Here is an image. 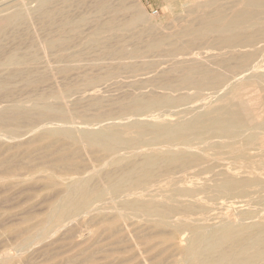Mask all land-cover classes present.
<instances>
[{"label": "bare ground", "instance_id": "obj_1", "mask_svg": "<svg viewBox=\"0 0 264 264\" xmlns=\"http://www.w3.org/2000/svg\"><path fill=\"white\" fill-rule=\"evenodd\" d=\"M54 4L0 3V136L16 138L21 124L53 119L65 126L40 139L59 137L94 156L85 177L67 162L47 167L60 191L19 244L30 247L90 216L94 242L59 247L44 264H161L174 249L173 264H264V0H208L188 12L187 25L147 32L139 14L99 20L111 13L106 0L95 2L98 24L90 26L92 19ZM34 18L50 31L41 51L61 64L57 73L79 71L86 52L109 60L105 72L86 70L49 94L15 96L18 83L33 90L46 81L32 42L11 50L1 43ZM104 84L131 93L87 95ZM73 95L87 101L80 112L68 105Z\"/></svg>", "mask_w": 264, "mask_h": 264}, {"label": "rangeland", "instance_id": "obj_2", "mask_svg": "<svg viewBox=\"0 0 264 264\" xmlns=\"http://www.w3.org/2000/svg\"><path fill=\"white\" fill-rule=\"evenodd\" d=\"M67 1L69 2L63 3L59 0H55L54 10H61L63 13H68L74 18L85 15L86 17L92 19L85 24H89V26L96 24L97 17L95 16L93 10L95 2L99 0ZM106 1L108 2L109 11H111V13L101 15L98 17L99 20H107L110 15L118 17L119 19L122 18L123 20H127L139 14L143 16L142 23H139L140 31L144 30V32H147L151 28L160 29V31H162L174 25H187L188 21L192 18L188 12L190 10L203 9L204 4L208 0H188L189 2L187 0ZM6 2L7 0H0L1 5ZM216 2L218 6L222 4V0H216ZM31 5L30 8L34 9V5ZM123 7L128 9L124 10L122 9ZM136 7H139L140 9L138 8V10ZM133 8L135 9L133 10ZM31 21L28 28L26 26L23 27V29L18 30V32H13L15 34L11 33L12 35L7 36L8 40L5 37V40L2 39L1 43L6 50H11V48L14 47L25 48L26 45L28 46L29 43L32 42L33 45H35V48L39 51L38 56L40 60L37 64V69L46 74V81L33 90L24 88L21 83H18L15 86L16 88L14 87L16 90H14L15 96L23 99L29 95L31 97L37 94H49L56 90H62L63 86L66 84L76 82L81 74L85 72L87 73V71L94 76H100L105 72L103 65L106 62L108 63L109 60L101 59L98 53L86 52L84 57L79 62L81 65V69L79 71H75L67 75L62 73L60 75V73H57L56 69L61 66V64L55 61L49 51H41V42L47 39L50 35V31L47 29L46 25L41 22V20L34 18ZM24 28L27 30H24ZM83 29L86 34L89 33V28L84 27ZM31 45L32 44H30V46ZM84 66L87 67L85 68ZM88 67L91 70H89ZM124 86L126 88V85H122L118 88L119 86H108L104 84L103 87L100 85L97 89H95H100V91H97L98 93L94 89H89L87 90V95H104L108 96L110 99L117 100L124 97L125 94L129 95L131 93L129 87L123 90L122 88ZM72 97L74 99L76 95L70 97V102L68 103L70 109L75 112L82 111L83 106L87 104V101L75 103V100H73ZM44 121H47L48 124ZM44 121L32 122L28 126L26 124H21L20 135L16 138H5L0 136V139L2 138L0 140V263L7 261L10 262V260H12V264H44V261L47 262L45 259H48L45 258V254L49 257V255L58 252L57 250H59V247H63L62 250H65L74 245V247L77 245L88 246L95 240V237L93 236L94 231L96 230V226L94 225L95 220L91 221L89 216L84 218H75L73 221L65 223L62 228L54 233V235L52 234L48 238L32 244L30 247L19 244L22 233H25L28 229L32 230L39 222L42 221L44 214L50 209L52 205L51 203L60 191L59 185H51L47 180V177H45L44 171L47 167L49 166L50 168L51 166H54V164L56 165V163L62 164L67 162L73 165L72 169H76L78 173L80 171L79 174H81L82 177H85L88 174V171H90L89 169H85V165L89 167L92 166L91 159L94 154L90 151L78 149L76 150L77 152H74L76 148H71L69 144H66V141H63L59 137L58 139H40V135L45 131L65 126L62 122H58L53 119ZM76 122L75 125L81 126L82 128L84 127L80 124L81 122L79 119H77ZM97 128L95 127V129ZM68 155H74V158L64 161V158ZM17 164H20V166H17ZM10 169L13 172L10 171ZM144 233L148 234L150 232L145 231ZM188 237L189 234H187L185 240L181 243L183 247H186V239ZM104 243H106L105 245L108 243L110 244L109 241H104L103 244ZM49 250L52 251L49 252ZM173 251L175 253L171 251L170 253H172V255L169 254L170 256H168L170 258L167 256L165 258L167 260H165L164 263L163 258L161 261H158V263L173 264V262L179 258V256H177V250L174 249Z\"/></svg>", "mask_w": 264, "mask_h": 264}]
</instances>
